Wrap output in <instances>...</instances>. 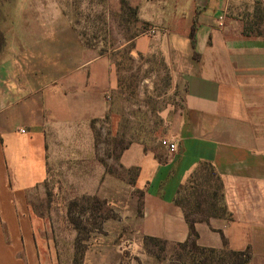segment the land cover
I'll list each match as a JSON object with an SVG mask.
<instances>
[{"label": "crops", "instance_id": "obj_1", "mask_svg": "<svg viewBox=\"0 0 264 264\" xmlns=\"http://www.w3.org/2000/svg\"><path fill=\"white\" fill-rule=\"evenodd\" d=\"M136 10L150 26L131 40L134 50L159 48L185 84L169 135L177 149L131 142L119 157L143 190L139 230L166 244L190 241L181 196L210 165L227 215L194 222L196 245L249 250L247 264H264L260 1L138 0ZM116 86L111 56L86 47L59 0H0V264H55L47 219L30 195L50 177L58 149L92 144L91 122L108 114ZM122 251L90 243L86 255L121 264Z\"/></svg>", "mask_w": 264, "mask_h": 264}, {"label": "rangeland", "instance_id": "obj_2", "mask_svg": "<svg viewBox=\"0 0 264 264\" xmlns=\"http://www.w3.org/2000/svg\"><path fill=\"white\" fill-rule=\"evenodd\" d=\"M59 2L86 47L111 56L117 86L108 114L91 122L92 144L58 149L50 177L30 195L35 212L47 219L55 264H92L90 243L122 247L121 264H240L242 258L226 249L148 241L139 230L143 190L135 184L136 169L125 168L119 157L131 142L165 149L160 139L176 132L185 84L159 48L134 50L131 40L149 28L136 10L138 0ZM254 29L264 31L261 14ZM209 172L196 174L181 196L191 219L225 216Z\"/></svg>", "mask_w": 264, "mask_h": 264}, {"label": "trees", "instance_id": "obj_3", "mask_svg": "<svg viewBox=\"0 0 264 264\" xmlns=\"http://www.w3.org/2000/svg\"><path fill=\"white\" fill-rule=\"evenodd\" d=\"M147 24H148V26H150L149 23H147ZM192 43L194 44V41H192ZM94 121H96V119L93 120L92 122H94ZM206 169H207L208 171H210V172H209V175H210L211 177H212V176L215 177V173H214L213 169L210 167V165H206ZM217 182H218V181H217ZM218 191H219V193H218ZM219 194H220V184L218 183V185H217V189H216L215 192L213 193V196H214L215 198L218 196V198H220V200L222 201V195H221V194L219 195ZM185 212H186V214H185L186 219H187V221L190 223V236H191L190 241L185 242V243H190V244H191L192 246H194V247H199V246H197L196 243H195V237H196L197 234H196V232H195V230H194L193 223L196 222V221H202V220H204V219H191L189 213L187 212V209H185ZM222 214H223V215H227L226 206L223 205V203H222ZM220 216H222V215H220ZM145 240L165 243L164 241H162V240H160V239H158V238L149 237V236H145ZM225 241H226V240L224 239V242H225ZM181 244H183V243H181ZM199 248H201V247H199ZM203 249H206V248H203ZM206 250L214 251V250H216V249H206ZM228 251H229L231 254L236 255V256H240V257L242 258V261L240 262V264H247L248 261H249V259H250V252H249V250H246V251H232V250H228Z\"/></svg>", "mask_w": 264, "mask_h": 264}, {"label": "built area", "instance_id": "obj_4", "mask_svg": "<svg viewBox=\"0 0 264 264\" xmlns=\"http://www.w3.org/2000/svg\"><path fill=\"white\" fill-rule=\"evenodd\" d=\"M261 3V6L263 8V12H264V0H259ZM221 19H223V16L220 17ZM160 142L163 146H165L170 152H174L178 145L176 142H173L169 137H163L160 139Z\"/></svg>", "mask_w": 264, "mask_h": 264}]
</instances>
